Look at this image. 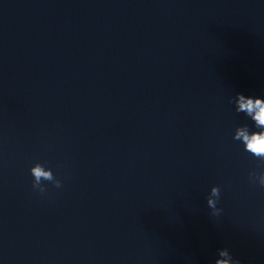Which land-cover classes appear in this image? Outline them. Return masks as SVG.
<instances>
[{
    "label": "clouds",
    "instance_id": "obj_1",
    "mask_svg": "<svg viewBox=\"0 0 264 264\" xmlns=\"http://www.w3.org/2000/svg\"><path fill=\"white\" fill-rule=\"evenodd\" d=\"M238 112H244L248 117H250L257 128L264 129V100L259 98L253 99L251 97L245 98L244 95H239V108ZM235 139L242 140L245 144V148L250 153L257 157H264V131L249 133L246 127L239 128L234 137ZM31 173L34 177L33 188L38 190L41 194L45 192L44 186L41 185V179L51 181L55 187H61V181L56 179L51 171H45L40 165H36L31 169ZM259 185L264 188V172L261 173L259 179ZM212 194L219 195V190L213 188ZM210 207H215V202L211 199L208 200ZM216 215L219 214L217 210ZM221 256L226 257L224 260H218L217 264H240L238 260L232 259L228 251L221 250Z\"/></svg>",
    "mask_w": 264,
    "mask_h": 264
}]
</instances>
